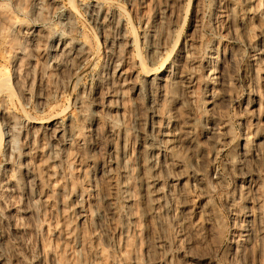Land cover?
<instances>
[{
    "label": "rangeland",
    "instance_id": "374dc122",
    "mask_svg": "<svg viewBox=\"0 0 264 264\" xmlns=\"http://www.w3.org/2000/svg\"><path fill=\"white\" fill-rule=\"evenodd\" d=\"M0 264H264V0H0Z\"/></svg>",
    "mask_w": 264,
    "mask_h": 264
}]
</instances>
